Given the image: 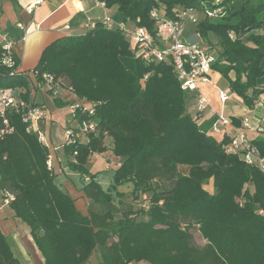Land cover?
Instances as JSON below:
<instances>
[{"label": "trees", "instance_id": "16d2710c", "mask_svg": "<svg viewBox=\"0 0 264 264\" xmlns=\"http://www.w3.org/2000/svg\"><path fill=\"white\" fill-rule=\"evenodd\" d=\"M100 1L153 36L151 11L165 19L195 12L201 38L211 48L210 36L217 40L213 71L245 106L257 103L264 91V0ZM216 6H222L221 17L204 15ZM131 42L125 31L102 21L47 44L32 77L0 62V87L22 88L24 99L39 106L34 91L46 74L91 104V114L77 112L75 119L96 128L86 141L62 144L69 169L89 176L81 186L87 214L55 183L48 146L15 113L9 115L12 132L0 140L1 198L29 229L43 264H264V173L225 151L227 139L209 137L185 111V92L172 67L144 62ZM106 138L119 162L104 188L86 164L91 154L106 151ZM251 142L264 154L261 136ZM209 180L211 193L203 187ZM122 185H131L135 201L149 193L146 204L134 209L126 203ZM194 232L201 246L192 242ZM95 252L99 258L90 262ZM0 264H20L1 231Z\"/></svg>", "mask_w": 264, "mask_h": 264}, {"label": "crops", "instance_id": "0c3cea01", "mask_svg": "<svg viewBox=\"0 0 264 264\" xmlns=\"http://www.w3.org/2000/svg\"><path fill=\"white\" fill-rule=\"evenodd\" d=\"M106 17L110 18L113 24L126 23L116 6L106 7L100 3V0H0V44L4 42L2 35H5L6 40L11 44V52L19 60L18 70L26 72L32 77L31 71L42 49L47 44L61 36L83 34L89 29L87 28L88 24L102 22ZM187 30H193V27L189 26ZM229 76L234 78L233 73H230ZM38 89L41 90L42 99L40 100L37 98ZM219 89L228 93V99L223 104L218 99ZM58 91V96L53 98L37 85L34 91V101L48 112V116L39 121L38 125L46 137L44 144L50 150V168L54 174V181L58 179V183L56 181L55 183L74 199L75 207L80 213L87 214L89 201L81 191V186L89 176L69 169L66 165L68 157L62 149L64 143L52 144L51 141L52 125L63 116V110H65L64 115L67 123L72 120L75 122L72 127L76 124V120L72 119L69 111V105L74 101L67 99L68 95L73 93L64 87H59ZM198 93H201L208 103L207 108L201 113L196 111V95ZM188 97L189 109L187 112L191 116H196L198 125L217 142L223 139L229 140L235 133L230 127H225L220 133L211 131V124L219 113L231 119H238L240 125L236 128L244 131L250 140L260 137L256 127L262 124L264 118V91L259 95L255 106L250 109L242 103L237 94L229 90L227 82L221 78L220 73L213 71L209 82L199 83L198 89L189 92ZM244 120L247 121L246 125L243 124ZM79 140L86 141L82 135ZM105 141L106 151L98 155L97 153L91 154L86 164L88 172L93 174L102 185L98 175L99 169L95 166H98L101 160H108L106 163L108 170L109 166L114 170L119 162V158L112 153V156L102 158L103 154L111 152V140L106 138ZM0 231L20 264H43V257L38 251L29 229L14 217L8 201L2 199L1 194Z\"/></svg>", "mask_w": 264, "mask_h": 264}, {"label": "built area", "instance_id": "2783aa9c", "mask_svg": "<svg viewBox=\"0 0 264 264\" xmlns=\"http://www.w3.org/2000/svg\"><path fill=\"white\" fill-rule=\"evenodd\" d=\"M104 5L103 2L100 1ZM150 15L156 19V32L153 36L145 27L127 28L125 23L113 24L111 19L106 17L103 22L108 26H116L127 33L130 38L135 55L146 63L165 61L173 69L175 77L180 85V89L185 93L193 92L198 89L201 82H209L213 72V64L217 55L214 48L206 45L200 34L194 29L198 23V14L193 11H182L175 19L161 18L157 11H151ZM204 15L208 18H217L223 15L222 6L206 9ZM94 26V23L87 25V28ZM191 26L193 30H187ZM68 28V26H65ZM1 48L4 55L0 56V62L11 68H18L14 58L11 56L10 42L6 36L2 35ZM44 88L51 97L58 96V83H52L51 77L43 74ZM218 99L223 104L228 99L225 90H218ZM74 101L69 105L72 119H75L77 112L92 113L91 104L82 100ZM208 106L206 98L198 93L196 95V111L203 112ZM11 113L19 114L22 121L26 124V131L34 132L40 142L46 143L44 132L39 128L38 122L46 118L45 109L42 106H33L29 100L24 99L23 90L19 87H0V140L12 132L9 121ZM76 120V119H75ZM244 125L247 121L244 120ZM225 127L232 128L235 133L230 137L225 146V151L238 154L246 163L256 166L264 173V154H260L258 148L248 138L242 130L237 129L231 118L219 113L211 124V131L220 133ZM93 121L76 120L74 127L65 130L67 137L66 143L79 140L82 135L87 140L89 132H95ZM256 131L262 137L264 143V118L262 124L256 127ZM80 141V140H79ZM50 167V156L47 161ZM8 201V199H5Z\"/></svg>", "mask_w": 264, "mask_h": 264}, {"label": "rangeland", "instance_id": "374dc122", "mask_svg": "<svg viewBox=\"0 0 264 264\" xmlns=\"http://www.w3.org/2000/svg\"><path fill=\"white\" fill-rule=\"evenodd\" d=\"M125 26L127 28H132L128 23H125ZM261 32L264 33V31H261ZM209 39H210V42H211L210 45H213L214 50L217 51L216 49L218 48L217 47L218 45L216 43L217 42L216 38H214L213 36H210ZM204 43L206 45H208V41L204 40ZM185 96H186L185 111L187 112L188 109H189V103L187 102V100L189 98L188 97V93H185ZM37 98H38V100L42 99L41 98V90L40 89L37 90ZM67 99L68 100L71 99V101H78L77 97L75 95H73V94L68 95ZM45 112H46V117H47L48 116V112L46 110H45ZM64 113H65V110L62 111V115L63 116H61V118L58 121H56L55 123H53V125H52V129H51V133H50L52 144L66 143L67 137L65 135V130H67L69 127L71 128L72 125H74V123H75L72 120H70L67 123V119L65 118ZM64 127H67V128L64 129ZM108 156H112L111 152H108V154H103L102 158H107ZM107 161H102L101 160V163H99L98 166H95V168L99 169V171H98L99 179L102 181L104 188H107L109 186L111 173H112V170H113V167H110V166H109L110 169L108 170V166H106V165H108V164H106ZM104 165H105L106 168L104 167ZM179 170L181 172H186V168L185 167H180ZM55 181H56V183H58V179H56ZM203 187L208 192H210V193L213 192L212 182L210 180L207 181L203 185ZM248 188H251V185L248 184ZM120 190L124 194L123 200L126 203L132 204L134 209L140 208V206H144V204H146L147 198L149 196V193L143 194L141 197H139L138 201H135V200L132 199L133 196L131 194V185H123V186L120 187ZM115 201H116V198H115ZM192 242L195 245H198V246H201L204 243L203 239L199 236V234L197 232L193 233ZM98 258H99V254H98V252H95L94 255L90 258V262H95ZM139 264H148V262L141 261Z\"/></svg>", "mask_w": 264, "mask_h": 264}]
</instances>
